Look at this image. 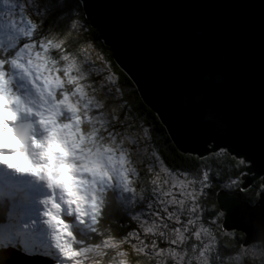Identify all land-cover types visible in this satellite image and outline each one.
Segmentation results:
<instances>
[{"label":"water","instance_id":"water-1","mask_svg":"<svg viewBox=\"0 0 264 264\" xmlns=\"http://www.w3.org/2000/svg\"><path fill=\"white\" fill-rule=\"evenodd\" d=\"M81 2L178 149L199 156L231 149L251 162L242 189L264 184V0ZM218 201L224 227L264 249V190L252 204L240 191L221 190Z\"/></svg>","mask_w":264,"mask_h":264},{"label":"trees","instance_id":"trees-1","mask_svg":"<svg viewBox=\"0 0 264 264\" xmlns=\"http://www.w3.org/2000/svg\"><path fill=\"white\" fill-rule=\"evenodd\" d=\"M38 2L41 6L39 9L42 8V17L40 19L39 16H35L34 36L28 38L35 40L38 48L39 44H47L49 40L53 44H61L59 50L50 49L49 54L57 60L61 53L68 55L75 59L81 67L87 66L86 54L90 52V48H94L113 76V78L106 79L103 74V80L109 85L112 98L120 101L119 104L109 105L108 110L116 111L127 105L131 112L130 118L135 119L138 126L144 128L145 134L148 132L145 140L150 156L134 163L141 173L138 178H134L137 184L143 186L147 181L150 185L151 181L155 180L158 184L166 185V190L175 186V192L179 193L181 185H184L185 190L191 192L199 191L198 180L202 178L205 171H209L213 177V187L206 191V195L200 201L204 207L202 227L207 228L212 235L207 231H202L198 221L195 222L193 228L180 227L174 221H169V224L173 225L172 229H165L161 232L157 226H149L142 229L139 235H129L123 238V234L139 226L138 223L130 222L131 213L128 209L132 207V203L125 193L116 187L103 189L101 207H103L104 215L98 226L99 230L94 235L90 232H88L89 235L83 233L89 238L88 242L103 245L108 250L103 257V262L119 264L120 260L112 258L110 253V251L115 252L112 248L114 244L123 252L128 253L131 262L136 264H207L209 260L211 264H264V249L260 242L244 244L245 233L243 231L224 227V212L218 201V193L226 190L229 193L240 191L244 199L251 204L255 203L259 193L264 190L261 178L255 180L246 189H242L241 183L229 187L226 177L244 173L246 169V161L240 162L242 158L236 157L227 149H219L205 156L178 149L159 116L141 97L134 81L117 64L111 48L104 43L99 31L91 26L81 0H38ZM73 23L76 25L75 28L72 27ZM26 38L27 36L21 42H25ZM10 50V48L4 50L0 47V55ZM101 58L99 62L96 61L95 68L86 67L87 76L84 80L86 86L97 78L98 73L102 74ZM60 66H63L62 61ZM89 76L91 80L88 79ZM63 79L65 80L63 88L69 83L75 85L71 98L80 108L79 128L81 131L82 126L84 128L82 131L85 137L84 144L88 143L91 148L100 147L98 141L94 139L91 122L85 111L87 103L90 102L87 93L91 96L92 89L86 87L87 93L84 92L83 86L67 73ZM94 95L107 98L98 88ZM75 97L79 98L75 99ZM141 132L143 134L142 130ZM149 167L154 169L151 175L144 171ZM143 208L144 205L140 203L135 211L139 212ZM10 210L11 201L0 200V226L13 221L9 215ZM211 221H215V224H211ZM189 224H193V221L189 220ZM186 232L187 235H185ZM17 239V242L22 240L21 237Z\"/></svg>","mask_w":264,"mask_h":264},{"label":"rangeland","instance_id":"rangeland-1","mask_svg":"<svg viewBox=\"0 0 264 264\" xmlns=\"http://www.w3.org/2000/svg\"><path fill=\"white\" fill-rule=\"evenodd\" d=\"M22 4L25 5L23 17L18 12ZM39 7L38 0H10L9 5L0 4V13H13L18 28L27 30L30 27L28 17L35 24V16L41 19L42 8ZM24 38L22 33L12 32L0 22L1 48L7 50L17 47L18 50L23 46L24 42L21 40ZM24 41L42 51L35 40L27 37ZM86 58L87 67L92 69L101 57L94 48H90ZM101 66L102 75L106 79L113 78L103 59ZM6 71L13 90L23 97L19 105L16 129H19V135L26 136V142H20L16 131L4 124L11 129L19 144L17 147H0L4 150L0 151V158L7 156L14 161L9 164L0 159V169L4 165L14 171L8 177L0 179V198L21 196L10 211L14 220L0 228V256H6L10 264L13 263L11 259H14V251H19L20 257L30 264H50L47 261H52V264H111L103 262L108 250L103 245L88 242L89 238L83 233L89 235V225L96 221L102 206L103 189L114 188L112 185L115 179L118 185L116 188L125 193L130 181L124 170L123 160L117 159L113 150L106 145L91 148L88 143L84 144L85 137L79 128L80 108L67 95L63 99L56 97L57 91L63 88V77L45 76L39 81L36 91L33 82L20 70L8 65ZM67 74L73 78L72 73ZM0 93H4L2 77ZM140 134L143 136L142 132ZM17 153L21 156L17 157ZM148 156L150 151L145 142L141 145L139 155L134 158V163L145 160ZM247 164L250 165L251 162L248 161ZM45 213L51 215L46 216ZM53 216L60 223L71 227L70 230L68 228L73 249L71 255L62 252L55 245L53 234L58 235L56 229L59 225L52 221ZM80 220L86 223L82 225ZM80 229L85 232L79 231ZM19 233L22 237L26 234L35 238L33 240L41 250H34L31 244L18 250L14 237ZM53 247L60 251L63 258ZM112 248L115 254L110 251L111 256L119 259V264H136L117 245L113 244Z\"/></svg>","mask_w":264,"mask_h":264},{"label":"snow or ice","instance_id":"snow-or-ice-1","mask_svg":"<svg viewBox=\"0 0 264 264\" xmlns=\"http://www.w3.org/2000/svg\"><path fill=\"white\" fill-rule=\"evenodd\" d=\"M0 4L9 5L10 0H0ZM25 5H21L18 9L21 17L25 15ZM14 14L11 12L0 13V22L2 26L10 29L12 32L22 33L24 36L33 37V32L36 28V24L28 17L30 27L26 30L24 28H18L16 21L13 19ZM75 23L72 27L75 28ZM39 48L42 51L36 50L33 44L24 42L22 47L12 48L10 51L0 55V77L4 81V94L11 100V103L5 106V108L13 113L12 120H5L3 123L13 129L15 132L16 121L19 118L20 113V101L23 97L17 94L13 88L11 81L8 78L6 67H11L20 70L25 77L29 78L33 82V87L37 91V85L40 80L45 76H57L63 77L66 73H72L73 79L83 86V91L86 92V87L92 89V95L87 93L88 102L85 111L88 114L89 121L91 122V130L94 133V139L98 141L100 145H106L113 150L117 159H122L125 165L124 170L128 174L130 181L125 195L130 199L132 207L128 210L130 214V222L138 223L139 226L132 231H128L123 234V238H127L129 235H139L142 229L149 226H157L161 232L165 229H172L169 221H174L176 225L187 226L188 228L195 227V222L198 221L201 225L202 231H208L207 228L202 227L204 207L200 202L201 198L206 195V191L213 187V177L209 171H205L201 179L198 180L199 191L193 190L188 192L185 190V186L181 185L179 193L175 192V186L172 189L166 190V185L158 184L155 180L151 181V184L147 181L143 186L137 184L134 178L140 176V171L134 166V158L139 155L142 143H145V137L148 136L144 133V128L138 126L135 119L130 118L131 112L128 110L127 105L124 108H119L116 111H109V105L119 104L120 101H116L112 98V92L109 90V85L104 82L103 75L97 74V78L92 80L90 85H85V70L86 67H81L80 64L68 55L62 54L57 60L55 57L49 54L50 49L59 50L61 44H53L51 40L47 44L41 43ZM63 62V66H60V62ZM43 69V72L41 71ZM88 79H92L90 76ZM74 84H66L64 88L59 89L56 93L57 99H63V95L72 97ZM99 89L104 97H95V92ZM79 97H75L78 99ZM141 130L143 136H141ZM82 131L84 128L82 126ZM2 151V149H0ZM214 151V149H213ZM231 151V149H229ZM247 157L241 159V163H244ZM8 163V162H6ZM11 164V163H9ZM251 171V166H249ZM146 174L151 175L154 171L149 167L144 170ZM247 173H239L237 175H230L226 177L228 181L227 185L233 187L237 183H241ZM113 187H118L116 180H113ZM144 205L143 210L136 212L138 204ZM46 216H50V213H45ZM104 215L103 207H101L99 215L96 218L94 224L89 225L90 234L94 235L98 232V226L101 223V218ZM189 220L193 221V224H189ZM50 222V221H49ZM82 225L86 222L80 220ZM211 224H215V221H211ZM175 227V228H180ZM70 230V225H68ZM210 233V232H209ZM187 235V232L185 233ZM210 235H212L210 233ZM55 234H53V238ZM166 244V243H165ZM58 252L59 256L63 258L60 251L54 248ZM207 264H211V260L207 261Z\"/></svg>","mask_w":264,"mask_h":264},{"label":"clouds","instance_id":"clouds-1","mask_svg":"<svg viewBox=\"0 0 264 264\" xmlns=\"http://www.w3.org/2000/svg\"><path fill=\"white\" fill-rule=\"evenodd\" d=\"M11 103V100L4 94L0 93V147H17L19 141L12 135L11 129L4 125L5 120H12L13 113L5 108L6 105ZM21 154L17 153V157ZM4 162L13 163L14 161L10 157H2ZM52 221L59 225L56 229L58 235H56L53 240L55 241L56 247H58L62 252L71 255L73 249L71 247V232L68 230V225L60 223L55 216L52 217Z\"/></svg>","mask_w":264,"mask_h":264},{"label":"bare ground","instance_id":"bare-ground-1","mask_svg":"<svg viewBox=\"0 0 264 264\" xmlns=\"http://www.w3.org/2000/svg\"><path fill=\"white\" fill-rule=\"evenodd\" d=\"M2 152H4V150H2ZM14 171H12V170H9L6 166H4V165H2V167H1V169H0V179H2L4 176L5 177H8V174L10 175L11 173H13ZM15 181H13V183H14ZM17 183H19V182H17ZM6 251V250H5ZM7 253V252H6ZM8 254V253H7ZM15 258H16V256L15 255H13ZM0 260H1V262H2V264H7L8 263V261L6 260V256H4V255H1L0 256ZM48 263H50V264H52L51 262L52 261H47Z\"/></svg>","mask_w":264,"mask_h":264}]
</instances>
